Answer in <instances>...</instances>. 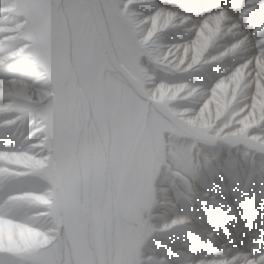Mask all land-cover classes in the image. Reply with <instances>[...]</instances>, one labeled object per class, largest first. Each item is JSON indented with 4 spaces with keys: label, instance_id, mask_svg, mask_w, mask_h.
<instances>
[{
    "label": "clouds",
    "instance_id": "clouds-1",
    "mask_svg": "<svg viewBox=\"0 0 264 264\" xmlns=\"http://www.w3.org/2000/svg\"><path fill=\"white\" fill-rule=\"evenodd\" d=\"M115 2L123 13L121 29L141 55L134 65L119 56L107 15L86 18L93 47L70 105L88 110L90 131L54 135L48 116L67 106L65 93L73 85L55 83L39 65L26 77L32 101L19 125L16 150L21 170L35 175L15 190L36 196L18 202L17 217L55 246L63 242L57 218L71 198L89 217L88 264H128L129 259L132 264H264V24L249 23L261 0H244L235 16L221 9L205 17L195 35L171 45L149 35L155 25L133 0ZM62 6V0H48L45 29L49 9ZM201 35L210 37L206 46ZM196 56L222 60L219 88L194 84L186 65ZM100 58L107 59L101 64ZM97 100L105 107L101 119L93 112ZM7 108L6 103L0 112ZM154 123L163 129L158 137L151 131ZM216 190L232 192L241 202L250 194L259 201L261 213L253 209L244 217L239 240L229 237L215 254L202 251L220 239V229L209 226L195 232L199 246L178 257L149 246L178 226L192 228L197 218L189 210L214 201ZM131 206L137 211L129 219ZM67 259L76 264L77 257Z\"/></svg>",
    "mask_w": 264,
    "mask_h": 264
},
{
    "label": "snow or ice",
    "instance_id": "snow-or-ice-1",
    "mask_svg": "<svg viewBox=\"0 0 264 264\" xmlns=\"http://www.w3.org/2000/svg\"><path fill=\"white\" fill-rule=\"evenodd\" d=\"M47 2L6 0L0 3V109L8 104L6 113L0 112V264H69V255L77 257L76 264H88L84 232L89 217L71 198L57 218L63 242L55 246H48L47 235L36 232L30 224L19 219L15 211L19 201L36 196L15 190L35 175L21 170V158L16 150L19 125L27 114L26 106L32 101L26 77L33 65L41 66L55 83L68 81L73 85L65 93L67 106L54 108L48 118L53 121L54 135L75 134L91 130L88 110H73L70 105L76 92L74 85L83 79L89 67L93 46L87 38V20L107 15L119 56L134 65L141 55L128 43L121 29L123 13L115 0H62L59 11L49 9L50 23L45 29L42 13ZM133 6L155 25L149 35L161 44L171 45L195 35L200 22L221 9H228L234 16L240 14L244 0H133ZM220 19L216 17L217 23ZM128 23H132L131 16ZM249 23L250 27L264 24V0L249 18ZM209 39L201 35L203 46ZM106 59L100 58V63ZM186 67L194 84L208 89L220 87L218 82L224 72L222 60H201L196 56ZM93 112L97 119L103 118L104 104L97 100ZM151 131L158 137L163 129L154 123ZM136 211L135 206L126 209L129 219L135 217ZM98 245L102 246V242ZM131 248L129 240L126 251L130 253ZM128 264H132L131 259Z\"/></svg>",
    "mask_w": 264,
    "mask_h": 264
},
{
    "label": "bare ground",
    "instance_id": "bare-ground-1",
    "mask_svg": "<svg viewBox=\"0 0 264 264\" xmlns=\"http://www.w3.org/2000/svg\"><path fill=\"white\" fill-rule=\"evenodd\" d=\"M255 210L257 216L261 213L258 199H252L251 194L244 202L232 192L216 190L214 201H201L192 210L197 222L192 228L178 226L168 233L161 234L149 246L158 248L164 254L178 257L181 251L199 246L195 240V232L201 227L216 226L220 229V239L213 248H201L202 251L215 254L220 243H226L228 238L239 240L243 235L244 217Z\"/></svg>",
    "mask_w": 264,
    "mask_h": 264
},
{
    "label": "rangeland",
    "instance_id": "rangeland-1",
    "mask_svg": "<svg viewBox=\"0 0 264 264\" xmlns=\"http://www.w3.org/2000/svg\"><path fill=\"white\" fill-rule=\"evenodd\" d=\"M161 235V234H160ZM160 235H158V236H160ZM158 236H156L155 238H154V240H152V241H150V242H154L155 240H157L156 238L158 237ZM149 242V243H150Z\"/></svg>",
    "mask_w": 264,
    "mask_h": 264
}]
</instances>
